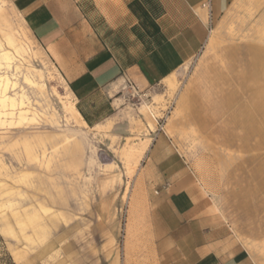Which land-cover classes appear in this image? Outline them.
I'll list each match as a JSON object with an SVG mask.
<instances>
[{"label":"rangeland","instance_id":"1","mask_svg":"<svg viewBox=\"0 0 264 264\" xmlns=\"http://www.w3.org/2000/svg\"><path fill=\"white\" fill-rule=\"evenodd\" d=\"M18 1L0 0V44L9 49L12 39L19 52L17 85L9 94L23 91L30 101L23 122L0 121V214L16 233L0 234L8 263L159 264L150 200L155 188L146 170L155 144L180 158L210 211L227 223L253 264H264V63L256 66L264 59V0H231L220 14L209 13L204 43L163 80L142 85L122 75L112 85L108 116L93 126L58 56L42 44L35 19L20 13ZM56 1L62 8L75 2ZM65 10L61 18L84 23L85 15ZM162 17L127 14L122 30L99 33L111 35L122 58L142 61L160 48ZM178 20L174 5L171 21ZM43 33L78 40L86 32ZM210 35L214 45L206 50ZM25 72L36 85L24 81ZM20 172L26 181L15 178ZM28 211L45 232L20 230L14 214Z\"/></svg>","mask_w":264,"mask_h":264},{"label":"crops","instance_id":"2","mask_svg":"<svg viewBox=\"0 0 264 264\" xmlns=\"http://www.w3.org/2000/svg\"><path fill=\"white\" fill-rule=\"evenodd\" d=\"M19 0L20 13L30 17L33 27L43 34L42 44L52 47L61 62L64 80L75 97L86 122L98 125L111 109L113 83L128 74L140 84L166 78L188 61L204 43L209 13L220 14L231 0ZM79 1V3H78ZM72 2V0H71ZM209 6V12L202 5ZM69 5V6H68ZM179 20L171 21L173 8ZM85 15L84 23L68 22L60 16ZM157 10H156V9ZM64 9V10H63ZM140 9V11H139ZM46 10V11H45ZM160 14L164 21L161 45L142 61L124 59L110 34L122 30L125 16ZM41 14L44 17L40 18ZM78 40L50 37L55 31H81ZM90 44L92 48L86 49ZM63 49H60L62 48ZM106 97V102L101 100ZM106 111V113H104ZM157 142V141H156ZM146 170L153 176L151 205L158 224L159 264H253L239 246L227 223L210 211L188 167L173 151H159L155 144L147 155Z\"/></svg>","mask_w":264,"mask_h":264},{"label":"bare ground","instance_id":"3","mask_svg":"<svg viewBox=\"0 0 264 264\" xmlns=\"http://www.w3.org/2000/svg\"><path fill=\"white\" fill-rule=\"evenodd\" d=\"M202 6L206 9V4H203ZM210 33L212 35V32H210ZM211 35L208 38V41H207V44L205 47L206 50H210L214 45V39H213V36H211ZM6 44L9 46L8 47L9 49L3 48L2 45L0 44V72H1V70L7 71L6 73H3V74L0 73V121H2V118H9L11 121H16L17 123L15 125H18V123H20L21 121L23 122V120H25V115L29 112V110L23 109V106H25V103L29 104L30 101L27 97V94L23 91H19V92L17 91V92H13V94H9V90L15 88V86L17 85V83L15 82V77H16V72H19L20 68H19V65H17L19 63V61H18V63H15L16 61H15L14 54L17 55V54H19V52H18V48L14 45V41L12 39H7ZM263 63H264V59H259L258 62L256 63V66H258V65L262 66ZM2 66H4V68H1ZM30 75H32V74L25 72V74H23L24 81L29 85H36L32 80H30ZM261 99L263 100V98H259V100H257V104H256L257 105L256 109H258L259 111H261L263 109L262 105H261V103H263V101ZM226 100H228V99H226ZM15 108H19V110H17V112H16ZM30 111H32V110H30ZM15 178L17 180H20L21 182L26 181L27 180L26 172H20L19 174H16ZM43 202H45V201H43ZM43 205L44 204L39 203V206L41 207L40 209L43 212L47 213L49 209H47L48 207L45 208V206H43ZM1 207H2V205H0V208ZM14 216L16 218L15 219L16 224L20 228V230L26 229V228L32 227V226L36 227V228L39 227L42 232H45L47 230L46 226H44V224L41 222L38 215L36 213H34L33 211H31V212L28 211V213L26 212L22 215L14 214ZM44 218H46V217H44ZM3 220H4V218L0 214V234L4 235L6 237L15 238L16 237L15 231L11 227H9L7 224H5L3 222ZM41 231H40V233H41ZM36 232H38V231H36ZM42 235L43 234H41V236H38V237H45ZM13 255L17 256L18 254L14 253Z\"/></svg>","mask_w":264,"mask_h":264},{"label":"trees","instance_id":"4","mask_svg":"<svg viewBox=\"0 0 264 264\" xmlns=\"http://www.w3.org/2000/svg\"><path fill=\"white\" fill-rule=\"evenodd\" d=\"M9 256L5 251L4 245H3V240L0 236V263L2 264H9L8 263Z\"/></svg>","mask_w":264,"mask_h":264}]
</instances>
